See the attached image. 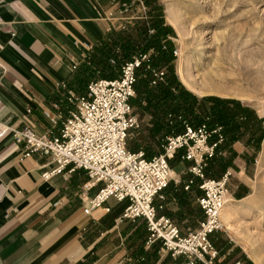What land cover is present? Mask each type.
Masks as SVG:
<instances>
[{"label":"crops","instance_id":"1","mask_svg":"<svg viewBox=\"0 0 264 264\" xmlns=\"http://www.w3.org/2000/svg\"><path fill=\"white\" fill-rule=\"evenodd\" d=\"M121 1L0 0V127L60 133L75 109L61 102L66 90L83 94L86 80L105 78L93 76L88 57L94 45L120 29ZM231 149L239 173L247 175L249 146L239 138ZM23 152L24 143L12 132L0 137V264H186L185 256H172L161 241L147 243L144 219L121 217L125 201L109 199L85 214V198L95 189L83 194V169L44 179L42 173L55 165L50 157ZM164 194V200L156 199L163 205L158 213L182 233L195 229L203 217L197 187L169 184ZM211 239L219 251L215 264H250L227 227Z\"/></svg>","mask_w":264,"mask_h":264},{"label":"built area","instance_id":"2","mask_svg":"<svg viewBox=\"0 0 264 264\" xmlns=\"http://www.w3.org/2000/svg\"><path fill=\"white\" fill-rule=\"evenodd\" d=\"M135 2L145 9L142 0H130L121 3L120 15H117L121 18ZM110 17L116 18L113 13ZM163 48L167 49V45ZM172 52L177 54L178 51L172 49ZM111 61L115 63L114 59ZM142 65L151 68L148 52L122 63L114 78L91 80L83 94L67 89L61 102L74 104L75 109L69 111L59 134H40L29 125L22 128L2 125L0 137L12 132L16 141L24 143V156L48 155L55 165L42 173L44 179L83 169L88 176L83 194L95 189L85 198V214H91L109 199L125 201L121 217L144 219L149 232L148 244L161 241L164 250L172 256H185L186 264L198 261L215 264L219 251L211 235L226 229L221 214L231 172L227 170L219 178H210L205 168L209 159L222 154L220 147L226 141L223 126L210 127L207 122L193 126L187 122L182 132L168 134L161 151L151 158H147L142 149L130 150L128 141L141 126L131 100L136 95L137 70ZM152 71V84L164 80L163 69L153 68ZM45 114L51 117L48 111ZM176 157L183 165L188 164L182 171V174L188 173L182 184L185 190L197 187L200 191L197 203L203 212L198 226L186 233H182L169 216L159 214L163 205L156 203V199L166 198L164 191L174 172L171 161Z\"/></svg>","mask_w":264,"mask_h":264},{"label":"rangeland","instance_id":"3","mask_svg":"<svg viewBox=\"0 0 264 264\" xmlns=\"http://www.w3.org/2000/svg\"><path fill=\"white\" fill-rule=\"evenodd\" d=\"M129 1L122 0L121 3ZM142 1L145 9L135 2L123 13L121 18H117L119 19L117 21L121 22L118 30L126 29L129 22L137 19L157 17L163 21L167 35L162 38V47L170 42L173 49L178 52L177 54L173 53L170 61L158 65L159 69L166 72V78L164 77L161 83L168 85V77H174L177 83L197 98L218 96L234 99L252 114L246 124L241 125L242 128L239 131L242 134L240 139L250 148L247 175L239 173V166L229 148L222 149V154H219L217 158L221 161V166L226 162L229 163L228 167L221 171L219 166H210L207 175L210 178H219L227 170L231 172L227 186V199L232 198L234 211L230 223H225L226 227L245 251L248 263L264 264V0ZM168 6L173 8L180 19L184 29V39L178 36L174 27L168 23L165 17V10ZM117 14H119L118 11ZM149 32L152 34L155 29L151 28ZM145 52L149 53L150 64H152L153 55L156 53L155 48L152 47ZM236 56L239 57L236 58ZM233 58L242 64H247L250 69V77L244 91L249 96V100L212 93L198 95L190 90L178 75L179 61L184 66L188 61L191 74L195 77V81L201 84L203 71L214 60ZM88 63L90 64L89 60ZM156 68L158 69V67ZM171 89L174 95L178 94L179 89L174 86ZM132 106L141 121V126L129 141L137 143L138 140L141 143L144 136L147 135L148 129L152 127L153 116L146 109L147 101L144 98L140 99L137 91L132 100ZM172 116L174 115L168 114L167 120ZM245 125L248 126L246 129H244ZM252 133L254 137L251 138ZM225 136L224 144L227 145V133ZM248 140L249 144H247ZM152 142L153 149H156L154 138H152ZM180 162V159L177 158L171 164L174 173L170 185L182 184L183 179L188 175V173L182 174L188 164L183 165Z\"/></svg>","mask_w":264,"mask_h":264},{"label":"trees","instance_id":"4","mask_svg":"<svg viewBox=\"0 0 264 264\" xmlns=\"http://www.w3.org/2000/svg\"><path fill=\"white\" fill-rule=\"evenodd\" d=\"M162 22L157 17L137 19L129 22L124 30L109 32L99 44L94 45L90 50L88 60L90 61L89 66L93 68V76L114 78L119 74L122 63L152 47L155 48L156 53L153 55L151 68H159V64L170 61L173 57V46L169 42L167 49L162 47V38L167 35V29ZM151 28L155 29L152 34L149 32ZM111 59H114L115 63ZM153 79L152 70L147 68L146 65L138 68L135 90L140 99L144 98L147 101L146 109L153 116V120L152 127L148 129L147 135L144 136L145 140L143 139L141 143L138 140L137 143L128 141L127 146L130 150L138 151L142 149L145 156L151 158L161 151L166 136L170 133L182 132L185 123L189 122L193 126H199L203 122H207L210 127L216 124L223 126V132L225 135L227 133L228 142L227 145L223 143L220 148L221 150L229 148L234 154L230 146L242 136L239 132L242 128L241 125L246 124L249 116H252L246 107L239 101L230 98L218 96L197 98L177 83L174 77H168V85L162 84L161 81L151 84ZM88 83V80L83 83L82 92H86ZM173 86L179 89L176 95L171 89ZM168 114L174 116L169 117L170 119L167 120ZM247 127L245 125L244 129ZM252 137H254L253 133L251 134ZM152 138L156 140V149H153L151 145ZM152 144L154 143L152 142ZM247 144H249V140ZM218 156L216 155L208 160L205 168L206 176H208L207 172L210 166H219L221 171L228 167L229 163L227 162L221 166V161L217 159Z\"/></svg>","mask_w":264,"mask_h":264},{"label":"bare ground","instance_id":"5","mask_svg":"<svg viewBox=\"0 0 264 264\" xmlns=\"http://www.w3.org/2000/svg\"><path fill=\"white\" fill-rule=\"evenodd\" d=\"M165 15L168 23L174 27L178 36L182 39L184 36V29L180 22L179 17H177L173 8L168 6L165 10ZM237 57L239 56H236V58ZM249 73H250V69H248L247 64H242V62H239L234 58L227 60L226 59L214 60L212 64L207 66L205 71H203L202 80L200 84L197 81H195L196 80L195 77L191 74L188 61L185 66L182 65L181 61H179V68H178V75L181 81L190 90H192L194 93L198 95H205L212 93L227 97L236 96L239 99H247V100H249V96H247L244 91L247 88L246 85L250 77ZM231 201L232 198H228V199L226 198L225 205L222 209V214H221L222 220L226 224L230 223L232 218V212L234 211Z\"/></svg>","mask_w":264,"mask_h":264}]
</instances>
